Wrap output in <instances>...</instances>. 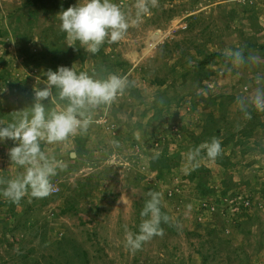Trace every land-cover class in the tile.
Returning a JSON list of instances; mask_svg holds the SVG:
<instances>
[{
  "label": "rangeland",
  "instance_id": "374dc122",
  "mask_svg": "<svg viewBox=\"0 0 264 264\" xmlns=\"http://www.w3.org/2000/svg\"><path fill=\"white\" fill-rule=\"evenodd\" d=\"M33 2L0 0V123L30 110L48 69L74 65L98 79L117 74L129 86L111 106L94 110L89 140L79 142L86 131L41 144L66 165L51 178L58 192L34 198L29 189L16 207L20 213L33 204L27 233L0 206V264H264V110L253 133L245 126L264 89V0H149L150 13L95 54L78 41L69 46L60 28L59 13L78 0ZM114 2L135 17L136 0ZM155 33L163 39L147 51ZM234 51L242 63L229 59ZM212 54L219 57L203 66ZM175 134L184 138L175 141ZM214 138L224 144L210 158ZM14 146L0 142V187L24 171L11 161ZM79 147L76 164L70 154ZM165 156L176 167L160 180L153 166ZM153 193L163 234L132 249L126 235L138 234L149 218L142 212ZM244 198L251 207L234 209Z\"/></svg>",
  "mask_w": 264,
  "mask_h": 264
},
{
  "label": "clouds",
  "instance_id": "9594fccd",
  "mask_svg": "<svg viewBox=\"0 0 264 264\" xmlns=\"http://www.w3.org/2000/svg\"><path fill=\"white\" fill-rule=\"evenodd\" d=\"M151 6H155V0H151ZM135 9V17L130 18L114 0H78L76 5L59 13L60 28L66 33L69 46H75L78 41L87 52L95 54L106 41L116 43L123 40L129 27L150 13L149 0H136ZM229 59L236 64L242 63L243 55L234 51ZM45 75V87L34 88L35 102L30 110L19 111L14 121L6 126L0 123V142L13 141L15 146L9 151L11 161L24 169L20 176L9 180L0 193L13 202H19L29 189L34 198L49 196L54 190L51 178L66 165L62 160L50 157L42 150L41 144L62 143L86 132L93 122L94 110L111 106L129 86L126 76L110 74L98 79L87 72L76 71L74 65L48 69ZM53 89L58 95L53 94ZM46 100L48 104H45ZM58 100L66 103L58 110L47 107ZM251 103L264 110V89L257 90ZM241 104L243 107L244 101ZM220 152L219 141L213 140L207 145L210 158ZM142 216L149 218L141 223L139 233L126 235L127 245L132 249H139L142 242L163 234L158 193L151 194ZM163 220L167 221L168 217L164 216Z\"/></svg>",
  "mask_w": 264,
  "mask_h": 264
},
{
  "label": "trees",
  "instance_id": "16d2710c",
  "mask_svg": "<svg viewBox=\"0 0 264 264\" xmlns=\"http://www.w3.org/2000/svg\"><path fill=\"white\" fill-rule=\"evenodd\" d=\"M31 2H32V0H30ZM40 1H42V0H34V2H33V5H37L38 4V2H40ZM263 48V47H262ZM249 54L248 53H245L244 54V56H248ZM219 57V55L218 54H212L211 56H207L206 58H205V60H204V62L202 63V65L203 66H206V65H208V64H210L213 60H215V59H217ZM242 112H244V113H247V111H242ZM248 113H250V114H252V116H250L249 114H248V118L246 119V121H245V126L246 127H248V128H251L252 130H250V132L251 133H253L254 132V130L256 129V128H254V127H260L259 125V120H257V118L260 116L259 114H260V112H259V109L258 108H251V109H249L248 110ZM254 117V118H253ZM13 121V120H12ZM217 128V127H216ZM254 128V129H253ZM223 131V129H220V128H217V130H216V133L218 134V135H220V133ZM202 133H205V134H203L204 135V139H206L207 138V136H206V132H202ZM117 136V135H116ZM173 137V140H175V141H178L179 139H182V138H184V137H179V138H177V135L175 134V135H173L172 136ZM197 139H199V138H197ZM213 140H217V141H219V143H220V145L222 146L223 144H224V142L223 141H221V139H212L211 140V142L213 141ZM79 141H81V143L82 142H85V141H87V138L86 139H84V138H81L80 137V139H79ZM197 142H199V143H201V140H198ZM241 144V143H240ZM79 150H80V147L77 149V151H76V155H77V159L79 158V155H80V153H79ZM167 151H168V148L166 149ZM166 150H165V152H166ZM166 155V154H165ZM77 159H75V160H73V161H76ZM172 160V158L170 159V158H166V156H165V158H162L161 159V161H160V164H159V167L157 168L156 166H153V168L154 169H158L159 171H158V176H157V178L158 179H160V180H162L163 178H164V176H165V173H166V175H167V173H172V171L174 170V168L176 167L175 166V163L174 162H172L171 161ZM193 177H191V179L192 180H198V179H200L199 178V176L198 175H196L195 173H193ZM190 179V178H189ZM6 187H0V193H2V191H3V189H5ZM88 196H90V194L88 195ZM2 197H4L3 195H0V199L2 198ZM247 199V198H246ZM245 198H244V200H246ZM249 199V198H248ZM250 200V199H249ZM1 201V200H0ZM146 202L147 201H145L144 203L146 204ZM250 202H251V200H250ZM25 203H26V199L25 198H22L19 202H13V201H11L10 199H8L7 198V200H5V201H2V202H0V206L1 207H8V211H9V213H10V215H11V219L13 220V222L14 221H19V223H22V229L23 230H25V232L27 233V231H29V230H31V229H33L34 228V224L35 223H33V222H35V219H34V216L32 217V216H30L29 214L31 213V209L33 208L32 207V205L33 204H31V205H27L26 206V208H28V209H25L24 211H21L20 213H17V208L19 207V205L21 206V207H23L24 205H25ZM239 203L238 202H236V204H234V206L237 208ZM240 204H242V203H240ZM251 204H252V202H251ZM221 207H222V205H220ZM219 206V207H220ZM232 206H233V204H232ZM17 207V208H16ZM235 207H234V209H235ZM240 208H243V209H245L243 206H239L238 207V209H240ZM71 210V209H70ZM245 210H247V209H245ZM69 211V209L68 210H65L64 212H68ZM34 219V220H33ZM170 225V224H169ZM170 227V226H169ZM160 228H161V226H160ZM85 255H83L82 257H81V261L83 262V263H85ZM139 259L140 258H137V260H138V262H139ZM205 261H207V259L205 258ZM208 262H206V264H207ZM159 264V263H158ZM161 264H166V262L164 263V262H162ZM168 264V263H167Z\"/></svg>",
  "mask_w": 264,
  "mask_h": 264
},
{
  "label": "bare ground",
  "instance_id": "6f19581e",
  "mask_svg": "<svg viewBox=\"0 0 264 264\" xmlns=\"http://www.w3.org/2000/svg\"><path fill=\"white\" fill-rule=\"evenodd\" d=\"M149 38H150V42L147 45L148 47L147 51L153 49L163 39V36L161 35V33H155L152 34Z\"/></svg>",
  "mask_w": 264,
  "mask_h": 264
},
{
  "label": "built area",
  "instance_id": "2783aa9c",
  "mask_svg": "<svg viewBox=\"0 0 264 264\" xmlns=\"http://www.w3.org/2000/svg\"><path fill=\"white\" fill-rule=\"evenodd\" d=\"M109 127H110L111 132L113 133V132H114V129H115V126L112 125V126H109ZM114 136H116V132H114ZM56 192H58V189L54 188V190L52 191V193H56ZM238 203H239V204L237 205L238 207H239L240 205L243 206L245 209H248V208L251 207V202H250L249 199L243 201L242 204H240L241 202H238ZM234 204H236V202L233 203V207H235ZM238 207H237V208H238ZM213 210H215V209H213Z\"/></svg>",
  "mask_w": 264,
  "mask_h": 264
},
{
  "label": "crops",
  "instance_id": "0c3cea01",
  "mask_svg": "<svg viewBox=\"0 0 264 264\" xmlns=\"http://www.w3.org/2000/svg\"><path fill=\"white\" fill-rule=\"evenodd\" d=\"M102 108H104V107H102ZM102 108H101V109H102ZM89 135H90V133H88V131H87V133H86V137H84V138H85V139L87 138V140H89L90 137H91V136H89ZM79 137H80V136H79ZM79 137H78V138H79ZM75 138H76V137H75ZM73 140H74V139H73ZM75 140H77V139H75ZM70 141H71V140H70ZM65 142H66V141H65ZM79 142H80V141H79ZM72 153H75V154H76V152H72ZM72 153L70 154V155H71V156H70V159H71V158L73 159ZM76 159H77V155H76ZM78 159H79V158H78ZM78 159H77V160H78ZM59 160H62V161H63L62 158H59ZM77 160H76V164H77V162H78Z\"/></svg>",
  "mask_w": 264,
  "mask_h": 264
},
{
  "label": "water",
  "instance_id": "95a60500",
  "mask_svg": "<svg viewBox=\"0 0 264 264\" xmlns=\"http://www.w3.org/2000/svg\"><path fill=\"white\" fill-rule=\"evenodd\" d=\"M72 156H73V158H74V157H76V154H75V153H72Z\"/></svg>",
  "mask_w": 264,
  "mask_h": 264
}]
</instances>
